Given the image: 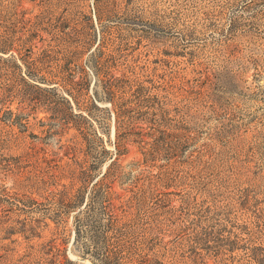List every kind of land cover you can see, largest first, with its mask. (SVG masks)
<instances>
[{"label": "rangeland", "instance_id": "374dc122", "mask_svg": "<svg viewBox=\"0 0 264 264\" xmlns=\"http://www.w3.org/2000/svg\"><path fill=\"white\" fill-rule=\"evenodd\" d=\"M66 261L264 264V0H0V264Z\"/></svg>", "mask_w": 264, "mask_h": 264}, {"label": "trees", "instance_id": "16d2710c", "mask_svg": "<svg viewBox=\"0 0 264 264\" xmlns=\"http://www.w3.org/2000/svg\"><path fill=\"white\" fill-rule=\"evenodd\" d=\"M43 1V0H40ZM98 46L99 44H97L95 46V48L92 50L91 54L96 55V51H98ZM5 53V52H3ZM40 58V56L37 57L38 61ZM94 66V70L96 71V73L99 72V69H97V63H95ZM47 85L46 87H42V85ZM29 86L31 87H35L38 90L44 91V90H48V89H52L49 88L50 87V83L46 82L45 79H42L40 81H38V83H35L34 85L29 84ZM104 100L108 101L109 103L113 104V100H114V92L110 91V90H106L104 91ZM56 117V116H55ZM71 117H77V115H72ZM57 119H60V121H62V123L64 125L69 124V121H66L65 118L58 116ZM162 134L164 135H168L163 131H160ZM155 149V147H152L153 151ZM116 168V169H121L122 166H120L119 164H117V157L113 158L110 162V164L107 166L106 171L99 177L97 178L95 181H93L91 183V191H90V199L89 201L85 204V208L86 209H91V207H93L94 203H101V205L103 206L104 209H111L112 211L115 210H123V211H127L129 208L132 207V203L136 200H140V197H136V196H131L128 199H126L125 201H120L119 205L115 204V200H120L121 196L115 192L111 186V181L108 182V179L111 175H113V173H111L112 169ZM83 211H79L78 213H81ZM113 219V218H111ZM81 233V229H79V225L78 227L75 228V241H77V238L79 237ZM65 263L70 264L69 261H66Z\"/></svg>", "mask_w": 264, "mask_h": 264}]
</instances>
